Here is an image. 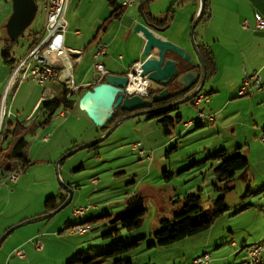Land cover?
I'll return each instance as SVG.
<instances>
[{
  "label": "rangeland",
  "instance_id": "obj_1",
  "mask_svg": "<svg viewBox=\"0 0 264 264\" xmlns=\"http://www.w3.org/2000/svg\"><path fill=\"white\" fill-rule=\"evenodd\" d=\"M178 1L181 0H153L150 5L155 12L163 13ZM183 1L180 2L181 5ZM36 3L38 11L34 20L18 38L10 53L15 60L27 54L32 36L40 33L46 21L44 0H36ZM12 4V0H0V20L3 15L7 16L12 12ZM134 5L141 14L138 2ZM179 6L177 4L175 19L166 30L167 35L174 43L181 46L185 44L183 47L191 53L195 63L199 65L197 68L201 70L190 35L195 6L190 2L178 8ZM229 6L235 8L236 5ZM223 17L224 15L220 16V20ZM215 28L220 30L219 22H213L210 26L206 23L198 24L195 30L197 44L202 36L209 42L218 40L223 45L224 36L216 33ZM7 37L6 26L0 23V98L12 69L3 58L4 40ZM119 40L123 41L117 42ZM134 41V32L128 37L121 32L105 61L107 68L113 72H126L133 60L129 59L135 49ZM219 47V44L215 46L219 49L216 52L219 53L220 72L216 77L207 78L201 92L205 100L200 106L194 105L192 101L181 103L176 110L170 112V115L179 113L183 118L171 128L170 135L164 134L162 125L156 120H147L141 115L124 121L96 147L79 150L67 157L60 167V179L77 187L71 203L46 220L18 227L9 235L10 241L18 239L26 231V227L56 221L60 223L56 232L51 235L46 233L44 236V240L47 237L54 239L51 255L44 258L45 264H69L75 256L72 255L71 259L65 261L71 254L69 251L80 253L84 261L104 259L101 264H114L119 260L122 261L121 264H183L190 258L202 255L204 251L212 254V260L201 264H245L246 253L251 246L264 245V144L261 140L264 137L261 130L264 122V94L252 98L261 91L259 88L251 94H239L243 79L258 70L244 73L239 79L238 61L243 53L231 47L229 49L232 55L225 59ZM88 66L91 67V62L86 63L84 70ZM42 88L33 80H25L14 94L11 110L16 116L12 117V123L17 119L20 122L34 120L25 134L26 151L33 164L26 171H21L20 182L18 179L10 180L7 176L11 172L0 168V187L3 183L6 189V195L0 197V210L3 211L0 215V228L16 220L26 209L44 207L47 192L58 193L61 187L56 169L59 159L72 150L70 146L77 142L82 145L84 133L89 134L84 127L87 118H78L79 113L87 115L79 105L67 112V118L56 115L45 128L41 127L40 123L44 118L41 110L30 112L38 95L42 93ZM227 96L229 105L224 107V115L217 116L214 122L199 117L200 112L213 113L209 109L213 108L214 102L223 103ZM206 98L213 102H207ZM73 99L78 100L79 95L73 96ZM189 121L193 126L186 127L185 122ZM254 124H259L258 130L254 128ZM46 135L49 136V142L42 140ZM12 141L13 136L6 140V150ZM138 142L143 149L152 153V158L146 159L137 151L131 150V146ZM223 149L227 150L228 156L240 154L249 160L248 168L236 174L230 192L214 188V184L222 188L224 186L218 182L214 172L220 161L212 157ZM93 179H98L97 185L92 182ZM16 188V192L11 193ZM190 193L201 194L205 209L213 207L216 199L223 196L227 210L217 216L210 229L198 235L168 247L152 245L155 242L153 234L161 228V220L173 219L182 210L177 205V200ZM93 204L98 205L97 210H88L82 217H75L72 213L76 206L90 207ZM141 210L143 220L140 227L129 230L123 225L121 219L126 213ZM107 213L113 216L90 225L89 231L79 233L75 230L78 226H86L83 221ZM17 224L19 223L15 225ZM69 224L70 227L65 228ZM136 239H140L137 247L95 257L112 251L114 243L123 241L127 244ZM63 254H66L64 259H59L58 255ZM227 254L229 255L225 256ZM39 258L38 255L37 259Z\"/></svg>",
  "mask_w": 264,
  "mask_h": 264
},
{
  "label": "crops",
  "instance_id": "obj_2",
  "mask_svg": "<svg viewBox=\"0 0 264 264\" xmlns=\"http://www.w3.org/2000/svg\"><path fill=\"white\" fill-rule=\"evenodd\" d=\"M129 1L130 0H70L69 1L68 6H67V11H66V19L68 22V28H67V31L65 33L63 43H64L65 47H67V48L76 49V50L81 51V54L73 56V58H77V59L72 61L73 62L72 74H73V77H74L76 84L80 85V88L76 89L75 92H73V94L71 95L72 99H73V96H75V95H77V96L79 95V99H80L81 96L88 89H90L93 85L96 84L97 71L95 70V67H94V54L96 53V51L98 50L99 46L102 43L108 44L107 53L100 57V61L107 68V63L105 61L110 56V54H109L110 49L113 46V44L115 43L116 39L119 37L121 32H124L125 37H128L133 32L135 34V41L133 44L135 49L133 51L132 56H130V59H129V60L133 59L132 63L126 72H113L109 68H107L108 71L110 73H115V74H126L131 69V67L134 65V63H136L137 61L145 60L146 56H144L142 53L143 47L145 44V38L141 35L139 27H138L140 24L144 23V21H143L141 14L134 7L135 6L134 4L136 2H138V4H140L143 0H134L132 5H127V6L125 5L124 6V4L128 3ZM152 1L153 0H150L149 2L145 3L142 6L143 12L145 13L147 20L150 21L149 19L151 18V16L163 17L164 15H167V13H169V15H170L169 19L170 20H169L168 24H165L164 26H162V27L168 26V28L171 26V24L173 23V20L175 19L177 4H178V6L180 5L178 8L184 6V4H186L188 2L192 3L195 6L194 18L191 20V25L193 24L195 18L197 17V15L200 11V7H201V1L200 0H184L182 5L180 3L182 1L181 0V1H178L175 3H172L170 5V7L167 10H165L163 13H158V12H155V10L153 8L151 9L150 3ZM222 1H225V0H219V1L206 0L205 9H204L205 12H203L204 14L201 17L199 24H201V23L205 24L206 23L210 26L213 22H219L220 23V30L216 29V28H215V30H216V33H219V34L224 36L223 37V40H224L223 45L218 40H214L213 42H209L208 39L205 40L202 36H201L200 40H198V45L201 46L204 50L207 49L212 53V57H213V60L215 63V67H214V69L211 70V73L209 74V76H214V77H216L218 75V73L220 72V65H221L220 60H219V53L216 52L217 48H215V46L217 44L221 45V47H219V48L222 51V57H225V59H229L230 55H232V54H230L231 49H229V48L232 47L233 49H236L237 51H241L243 54H242V57L240 58V60L238 61L239 62V79H241V77L244 75V73L247 74V73H250L253 71H257V70H258L257 72L260 71L259 73L261 74V83H260V87H259V89L261 91H259L257 93V96L255 94L252 97L254 99L255 97H258L259 95L264 94V29H256L255 28L256 14H260L264 17V0H241V1L240 0H226V2H224V3ZM112 2L116 3L117 6H122L123 8L121 9L122 12L118 16H113V17L109 18V15L111 14V12L113 10V6L111 5ZM239 3H240V5H239ZM229 5H236V6H235V8H233ZM43 7H44V4H43ZM239 8H240V10H239ZM255 11H258V13L255 14L254 13ZM11 13L12 12L10 11L7 14V16L5 14L1 18L0 23L3 26L6 25L9 17L11 16ZM223 15H224L223 20H220V16H223ZM243 20L249 21L250 26L248 28L243 27V25H242ZM152 23H154V22H152ZM43 27H44V25L42 26V28L39 32L42 31ZM33 34H36V33H33ZM38 35H36V36H38ZM160 35L162 37L169 39V40L174 42V40L167 35L166 31L160 33ZM33 38H34V35L32 36V39ZM122 41L123 40H119L117 42H122ZM183 46L185 47V44H183ZM217 50H219V49H217ZM52 56H53V58L56 59V56H54V55H52ZM171 57L175 58V56L173 54L171 55ZM63 59H65V58H63ZM63 59L59 58V60L65 62ZM88 62L89 63L91 62V67L88 66L84 70V66ZM65 63H67V62H65ZM105 78L103 79V81H105ZM206 81H207V79H206ZM24 82L25 81H22L20 84L15 86V88L13 90L14 93L12 91V94L9 97V105L10 106L12 104L16 89L19 86H21ZM40 86L43 87L42 93L40 95H38L35 103L33 104V107H32L30 114L33 113V111H36L38 109V106L40 105L41 102H43V100H46V99L48 100V99H51L54 96L58 95L60 93V91L63 89V87L66 86V84L63 83L61 81V79H55V80L49 82L47 85H41L40 84ZM151 87L153 89L156 88L153 85ZM205 93L210 95L209 92H205ZM1 99H2V97L0 98V105H1ZM79 99L78 100L73 99L74 103H73L72 108L67 109V110H60L56 115L65 116V118H67V115L69 113L68 111L73 109V107L79 105ZM225 99H226V101L223 103L222 102H219V103L214 102V105H213L214 110H213V108L209 109L210 112H213L215 114V118L217 116L224 115V107L225 106L227 107L229 105V102H227L229 100V97L227 96V98H225ZM206 101L207 102H213L212 99H208V98H206ZM193 104L196 105L195 102ZM200 105H196V106H200ZM14 116H16V115L13 113L11 118L9 119V122L11 121V127L9 126V128H14V126H16V124H18V122L21 125H24L27 128H30V126L34 122V120H31L29 122H27V120L20 122L17 119V121L15 123H12V117H14ZM29 116H31V115H29ZM29 116H28V119H29ZM78 118L80 120L87 118L86 119L87 121H85L84 127L86 129V132H89L88 135H86V133H84L83 140L81 143H83V144H84V142L87 143V142L95 139L96 137H99V136L104 134V130H102L101 128L96 126L85 113H79ZM43 120L44 119H42L41 123L43 122ZM66 120H69V118ZM147 120H149V119H147ZM9 122L4 127V129H2V131L5 130L4 133L6 132V130L8 128L7 126L9 125ZM41 123H40L41 127L45 128L47 126V124L41 125ZM185 126L191 127L193 125H191L190 121H189V122H185ZM263 126H264V122L262 123L261 130H262ZM254 128H256L258 130L259 124L255 125ZM219 132H221V131H219ZM46 137H48V139H45ZM42 140L45 142L50 141L49 136H47V135L44 136ZM262 142L264 144V141H262ZM78 143H80V142H77V144L72 145L70 147H72V149L75 147H78V145H79ZM167 143H168V141H167ZM133 145L131 146V150L135 152L136 150L133 148ZM147 153H149V151ZM63 163H64V160L60 162L59 170H60V167L63 165ZM32 164H33V162L31 164H29L27 167H29ZM26 168L23 170V172L26 171ZM21 171L22 170H18V171L15 170V171L11 172V174L8 175L7 177H9L10 180H13L12 174L13 173L21 174ZM17 179L19 180L18 182H20L22 178H19V175H18ZM17 179H14L13 181H15ZM24 179H25V177H24ZM98 182L99 181L97 179V182L95 185H97ZM68 184L73 188V191L75 194L77 187L73 186V184H71L70 182H68ZM4 186L5 185L2 183V186L0 187V197H4V195H6L4 193L6 190L4 188ZM16 190H17V188L12 189L11 193H15ZM65 194H67V192L62 187H60V189L58 190V193H54L53 191L47 192V194L45 195V198H47L48 196H51V195H65ZM0 202H1V199H0ZM76 207H82V206H76ZM76 207H74V209ZM97 208H98V205L93 204V206H90L89 211L90 210H97ZM2 212L3 211L0 210V215L2 214ZM47 212L48 211L45 210V207H38L37 209L30 208L28 210L27 209L24 210L21 214H19V216H17L16 220H13L12 222H8V223L4 224L3 226H1L0 238L9 229L16 226L15 225L16 223L20 224V223H22V221H25L29 218L38 216L42 213L45 214ZM72 213H73V211H72ZM86 221H83V222H86ZM59 225H60V223H57L56 221H54L52 223H49V221L48 222L46 221L45 223H39L36 225H31L29 227H26V229H25L26 231H23L22 235H20L18 239L10 241L11 236H9V235L11 233H13V231L15 230L14 229L5 237V239L0 244V264H45L46 259H44V258L51 255L50 253H51L52 247L54 245L53 244L54 239L47 237L44 240V236L46 235V233L49 235L55 233ZM67 227H70V224L68 226L66 225L65 228H67ZM72 232H73V229L71 228V233ZM37 241H41L43 243L42 248H40V249L36 248ZM20 250L24 251L23 257H20L18 255V251H20ZM69 253H71V254L65 259V261H67L68 259H71L72 255L76 256V254L74 252L69 251ZM204 253H206V251H204L202 254H204ZM38 255L40 256L39 259H37ZM65 255L66 254L58 255V258L64 259ZM228 255L229 254H227L225 256H228ZM262 255H263V251H262ZM75 256H74V258H75ZM211 256H212V254H211ZM262 257L264 260V256H262ZM246 258H247V260L249 259V252L248 251L246 253ZM192 259H194V257L190 258L189 260L191 261ZM73 260L70 263H72V264L78 263V262H73ZM189 260H187L183 264L188 263ZM63 264H65V263H63Z\"/></svg>",
  "mask_w": 264,
  "mask_h": 264
},
{
  "label": "water",
  "instance_id": "obj_3",
  "mask_svg": "<svg viewBox=\"0 0 264 264\" xmlns=\"http://www.w3.org/2000/svg\"><path fill=\"white\" fill-rule=\"evenodd\" d=\"M149 1L150 0H143L139 4V11L141 12L144 23L140 24L138 27L141 35L145 38L142 53L146 56L145 60L141 61L140 76L142 78L146 77L153 84L161 86L175 82V84L180 87L179 90L175 92L169 87H165L161 91L154 92L149 98L139 94L129 95L126 92V88L129 84L128 76L126 74L115 73L108 74L105 81L98 82L93 85L80 98L79 107L87 113L88 117L96 126L101 129L107 126L114 118L117 111H123L126 112V114L112 123L103 135L75 147L63 155L59 159L56 166L59 179V164L61 161L79 150L98 145L100 142L107 139L124 121L153 112L170 111L181 103L191 101L202 92L207 79V69L205 61L201 55L199 45L196 42L195 29L203 15L206 0H200V11L192 24L190 32L191 41L196 51L200 67L202 68L201 70L197 68L199 65L195 63L188 50L160 35V33L166 31L168 26L161 27L147 20L146 15L142 10V6ZM12 3V14L5 26L9 38L16 40L24 34L25 30L34 20L38 11V6L36 0H12ZM172 54L175 58L171 57ZM180 61L187 63L190 68L185 72H181L179 66ZM195 86L196 89L191 91V89ZM185 93L187 94L183 97L175 99L167 105H156L167 102L173 98H177L181 94ZM60 182L61 187L67 192L66 200L56 209L39 217L23 221L22 223L12 227L2 235L0 238V244L14 229L52 217L71 203L74 193L73 188L69 184L64 183L61 179Z\"/></svg>",
  "mask_w": 264,
  "mask_h": 264
},
{
  "label": "trees",
  "instance_id": "obj_4",
  "mask_svg": "<svg viewBox=\"0 0 264 264\" xmlns=\"http://www.w3.org/2000/svg\"><path fill=\"white\" fill-rule=\"evenodd\" d=\"M111 5L113 6V10L111 14L109 15V18L113 16H118L122 12V6H117L116 3L112 2ZM143 10V9H142ZM205 12V11H203ZM204 14V13H203ZM169 13L167 15H164L163 17H153L149 19L151 22H154V24L158 26H164L165 24H168L169 22ZM37 36L34 35V38L31 40V44L29 49L33 46L34 41L36 40ZM18 39L12 40L7 37V39L4 40V52H3V58L4 61L13 68L17 60L11 58V51L15 46V43ZM201 55L205 61L206 69H207V77L211 73V70L214 69L215 63L212 57V53L207 50L203 49L201 46H199ZM180 71L185 72L190 67L187 63L180 61ZM213 67V68H212ZM155 86L156 88L153 89L151 86ZM179 87L175 86L174 82L167 84V85H156L152 82L149 86V96L148 98L154 93L161 91L165 87ZM260 87V86H259ZM258 87V88H259ZM257 89V88H256ZM255 89V90H256ZM71 93L68 89V87L64 86L63 89L60 91V93L56 96H54L51 99L43 100V102L40 103L38 106V109L41 110L44 116V120L41 123V125L48 124L52 118L60 111V110H67L72 108L73 106V99L71 98ZM184 94H181L177 98H173L167 102L156 104L157 106H163L167 105L170 102H173L175 99H178L180 97H183ZM194 103V99L191 100ZM37 109V110H38ZM177 107L171 109L167 112H153L147 115H144L146 119L149 120H156L158 123H160L163 127L164 134L170 135L171 134V128L174 127L178 122L182 121V115L176 114V115H170V112L176 110ZM126 112L123 111H117L115 113L114 118L109 122V124L102 128L104 132L107 130V128L114 123L117 119L125 115ZM216 119V118H215ZM11 127V121L9 122V125L7 126V130L5 132L6 137L3 140V142L0 144V168H5L6 170L13 172L18 170H24L29 164L32 163V160L29 158L27 149V140L25 138L26 130L27 128L24 125H21L19 122L14 126V128ZM262 131L264 133V126L262 128ZM13 136V141L10 143L8 149L6 150L4 147V144L6 140L9 137ZM264 139V137L261 138V140ZM263 141V140H262ZM97 145L93 146L96 147ZM91 147V148H93ZM4 152V155H1V153ZM212 157L218 159L219 164L214 168V172L216 174V177L218 179V182L224 184L223 188L222 186L218 184H214V188L216 190L224 189L225 191H231L233 189L232 183L233 180L236 177V174L238 172L245 171L249 166V160L248 158L237 154L233 156H228L227 150L223 149L218 152H216ZM6 162L4 163V161ZM67 198V194L65 195H51L48 196L45 200L44 207L46 211H52L56 209L61 203H63ZM177 205L181 206L182 210L177 212L173 219H162L161 220V228L154 232L153 237L155 239V242L152 243V245L162 246V247H168L176 242L182 241L188 237H192L195 235H198L208 229H210L215 222L218 215L224 213L227 210V207L225 205V198L223 196L216 199L214 202L213 207L209 209H205L202 205V196L199 193H190L184 196L182 199H178ZM143 213L142 210L137 211H129L126 213L121 221L125 227H127L129 230H133L134 228H138L142 224V217ZM113 215L111 213H107L100 216H95L90 219H88L85 224L86 225H93L97 224L103 219H110ZM116 231V230H113ZM139 240L136 239L131 243L124 244L123 241H119L118 243H114L115 247L112 251L104 254L95 255V257L102 256V255H112L121 253L125 250H128L130 248L137 247L139 245ZM103 256V257H104ZM201 256V255H199ZM197 256V257H199ZM195 257V258H197ZM106 258V257H104ZM194 258V259H195ZM192 259V261L194 260ZM104 261L97 260L96 262H90L88 260H83L80 253H77L73 262H78L80 264H101ZM191 262V261H190ZM122 261L119 260L114 264H121Z\"/></svg>",
  "mask_w": 264,
  "mask_h": 264
},
{
  "label": "built area",
  "instance_id": "obj_5",
  "mask_svg": "<svg viewBox=\"0 0 264 264\" xmlns=\"http://www.w3.org/2000/svg\"><path fill=\"white\" fill-rule=\"evenodd\" d=\"M70 0H44V11L46 13V21L44 27L40 34L37 36L35 43L29 49L27 54L17 60L15 65L13 66L9 79L4 90L1 105H0V130H1V142H3L6 134L2 129L8 124L9 119L11 118L13 112L11 110V106L9 105V97L12 94L15 86L20 84L25 80H34L35 82L41 85H47L49 82L57 79L58 71H65L64 66L68 64L69 69L65 71L66 80H69V91L71 93L75 92L76 89L80 88V85H77L73 74V62L77 58H73L74 55L81 54V51L76 49L67 48L64 45V36L68 28V22L66 19V11L67 6ZM134 0H130L127 5H132ZM243 27L248 28L250 26L249 21H243ZM256 29H264V17L260 14H256ZM108 50V44L102 43L101 49L98 54H94V67L97 71L96 83L102 82L105 77H107L110 72L105 67V65L100 61V57L105 55ZM56 56V59L53 56ZM59 58L63 59L65 62L59 60ZM37 62H46V69H37ZM141 61H137L131 67V69L126 73L129 78V84L126 88V92L129 95L139 94L144 97L149 96V86L151 81L144 77L140 76L141 73ZM142 82V87L137 88L135 91L131 89V84L136 81ZM261 76L259 72H253L251 75H247L242 82V86L240 87L239 94L246 95L254 92L256 88L260 86ZM139 84V83H137ZM205 100L204 94H198L194 98V102L196 105H200L202 101ZM199 117H204V119L208 118L211 121H215V114H204L203 112L199 113ZM190 124H192L190 122ZM45 139H48L46 137ZM264 141V139H262ZM133 148L138 152L140 156H145L147 159L152 158V153H147L145 149L140 146V143H135ZM20 174H12V178L17 179V176ZM92 182L96 184L97 179H93ZM90 207H76L73 210V215L75 217L83 216L86 211L89 210ZM89 225L86 226H78L75 230L79 233H85L89 231ZM43 247V243L41 241H37L36 248L40 249ZM264 249V245H253L250 248L249 259L246 260L245 264H263L262 251ZM18 255L20 257L24 256V251H18ZM212 260V256L210 253L206 252L201 256L195 258L190 263L185 264H201L208 263Z\"/></svg>",
  "mask_w": 264,
  "mask_h": 264
},
{
  "label": "bare ground",
  "instance_id": "obj_6",
  "mask_svg": "<svg viewBox=\"0 0 264 264\" xmlns=\"http://www.w3.org/2000/svg\"><path fill=\"white\" fill-rule=\"evenodd\" d=\"M100 49H101V45H100V47L98 48V50L96 51L95 54H98ZM37 69H46V62H37ZM64 69H65V71H68V69H69L68 64H65ZM65 71H58V72H57V79H61V81H62L63 83L66 84V86L68 85L67 87H68V89H69V80H66ZM62 73H63V74H62ZM137 83H139V84H137ZM130 87H131V89L134 90V91H135L137 88L142 87V82H141V80L139 79V81H136L135 83H132ZM0 140H1V130H0ZM263 262H264V261H263ZM263 264H264V263H263Z\"/></svg>",
  "mask_w": 264,
  "mask_h": 264
},
{
  "label": "flooded vegetation",
  "instance_id": "obj_7",
  "mask_svg": "<svg viewBox=\"0 0 264 264\" xmlns=\"http://www.w3.org/2000/svg\"><path fill=\"white\" fill-rule=\"evenodd\" d=\"M200 69H202V68H200ZM172 83H173V82H172ZM174 84H175V82H174ZM175 86H176V84H175ZM177 86H178V85H177ZM197 86H198V85H197ZM179 88H180V87L177 88V87H174L173 85H172V87H170V89H172V90L175 91V92L178 91ZM194 89H196V86L193 87V88L191 89V91H193ZM191 91H190V92H191ZM188 93H189V92H188ZM186 94H187V93H185L184 95H186Z\"/></svg>",
  "mask_w": 264,
  "mask_h": 264
}]
</instances>
